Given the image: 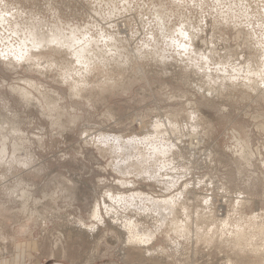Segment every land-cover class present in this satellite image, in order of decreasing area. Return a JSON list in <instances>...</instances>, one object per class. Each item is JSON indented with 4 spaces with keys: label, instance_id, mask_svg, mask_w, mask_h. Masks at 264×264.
<instances>
[{
    "label": "rangeland",
    "instance_id": "1",
    "mask_svg": "<svg viewBox=\"0 0 264 264\" xmlns=\"http://www.w3.org/2000/svg\"><path fill=\"white\" fill-rule=\"evenodd\" d=\"M263 12L264 0H0V14L5 16L10 14L8 16L18 19V25L27 23V26L36 27L34 32L38 30L39 34L41 31L43 35L45 33L42 32L53 28L55 31L53 35L61 41L59 44L63 42L60 37L62 34L65 39L68 36L67 40L72 38L73 34L75 37L71 45L73 48L67 45L72 43V39L63 42V46L56 47L58 38L52 37L53 30L47 31L51 32L49 33L51 38L47 32L45 37L50 41L49 46H53L45 45L46 48L42 47L35 53L33 51L34 57L27 54L22 61L21 59L18 61L12 54L2 57L1 53L6 46L16 43L17 38L20 40L24 37L22 34L24 31L16 38L9 31L12 36L14 35L13 39L9 38L10 41L6 40L5 43L0 42V264L140 263L136 252L132 256L129 253V248L133 245L129 243V247H125L118 232L112 230L104 206L105 202L112 205L110 195L129 197L137 193L153 200L165 198L167 192L158 179L160 176L157 180L148 177L150 181L146 175L139 172L148 161L150 162L146 168L161 169L160 180L164 181L166 177L169 179L171 176L173 178L174 175L175 180L179 179L174 181L178 182L176 183L178 185L168 192V195L183 192L182 200L177 204L175 211L181 208L179 206L184 204L183 201L188 204L187 212L190 215L180 219L189 233L191 231L189 235L191 245L187 244L188 239L186 242L180 241L173 233L169 235L173 241L178 240L192 249L188 252L190 264H264V77L254 75L250 80L243 76L242 69L247 63L258 59L260 62L256 63L255 68H258L261 74L264 72ZM106 14L110 15V18ZM1 15L0 18L3 19ZM2 19L0 30L2 26L3 30L5 27ZM29 20H33L39 26L33 22L29 24L27 22ZM12 25L9 26L11 32L21 31L18 25L17 29L15 24ZM46 28L47 30H43ZM54 28L57 31L62 30L56 33ZM5 29L8 31V25ZM181 32L185 33L183 40L179 38ZM100 39L102 44L96 47ZM76 40L78 42L75 44ZM86 40L91 41L92 45L84 47V42L87 44ZM170 40L176 44L170 45ZM243 44L248 47H245L246 51ZM82 46L83 50L89 49V52L86 51L89 54L80 49ZM95 47L102 51L112 50L110 56L106 55L108 58L112 54L119 55V52L122 54L120 57H128V62L133 63L130 70L136 74L135 79H129L131 82L127 85L124 82L126 86L119 80H117L119 83L114 85V80L109 79L113 67L107 68L108 66L99 64L102 57L96 55ZM142 48H148L149 52L142 50L148 54L156 52L154 49L157 48V51L165 52L174 59L173 61L182 57L181 66L186 64L188 68H193L191 65L196 63L200 64L202 70L205 69L201 78H189V83L171 75L160 72L158 74L151 66L149 58L148 67L145 61L147 58L134 57L135 51L140 52ZM121 50L125 53L123 54ZM210 50L213 54L216 53L213 55ZM80 52L84 54V58L91 59L90 61L94 62L98 57L100 59L91 67L88 66L90 68L88 74L92 78H84V81H88L86 85L89 87H86L91 94L87 95V98L74 95L73 92L75 79L80 80L78 83L84 82L83 76L80 75L84 68L81 69L80 60L77 62L78 57L75 56H79ZM231 52L235 54L232 58ZM203 54L204 62L202 59L199 60ZM190 57L195 60H190ZM26 58H29L30 62ZM222 62L226 64L223 65L225 66L223 72ZM76 63L80 66L78 67ZM48 64L56 65H53L52 70H47ZM97 64L101 68L96 67ZM73 70L77 75L73 74ZM217 71L222 72L221 75L229 74L227 76L234 78L235 81V84L233 81L229 83L234 85V89L230 86L232 88L226 90L230 93L224 91L226 96L222 93L224 98L219 92V97L215 96L217 91L212 95L210 87L202 84V79L207 73L212 77L216 74L215 78L221 76L217 75ZM70 75H75L76 78ZM108 83L110 84L107 85ZM104 86L111 88L105 91V96L102 94L100 96L97 91ZM207 88L211 91L206 90ZM44 93H52L56 97L57 111L53 110L54 113L48 109L46 103L48 100ZM192 106L199 110L201 121L208 120L207 125H202L204 127L201 126L197 130L189 128L183 137L165 131L162 134L164 137L161 135L165 143L167 142L165 145L171 146L172 155L177 159L173 166H170V159L161 155L160 159H157L159 155L156 156L152 152H148V161L140 165L132 153L130 157L125 158V154L114 153L115 150L109 146L110 141V144L113 142L112 137L116 139L119 137L118 140L127 142L129 138H142L149 133L148 136H152L151 138L154 136L155 140L160 136H155L154 123L168 122L167 118L177 115L184 121L181 123H185L187 115H189L187 121L193 120L190 115ZM59 118L62 120H57ZM179 119L178 121L176 119L178 123ZM148 124L152 126L150 129ZM103 136L112 139L107 141L108 146L105 141L102 142L106 144L101 145L99 139ZM136 144L131 148L136 147ZM118 155L123 156L124 161L128 158L125 165L132 173L123 174L116 169L118 161H121ZM184 164L188 167L185 168ZM23 196L29 200L24 202ZM141 200L137 199V202L149 205L148 202H144L147 200ZM205 200L208 204H205ZM24 206L32 211L31 218L21 212L26 208ZM114 207L119 214L134 218L133 208L124 210V207L116 204ZM205 208L212 211L217 219L225 221L226 224L223 223L221 229H225L229 224L228 227L242 231L243 237L246 238L243 240L242 236L237 238L228 232H224L223 235L218 233L222 237L220 238L214 233L219 232L218 225L207 220L202 223L201 218L195 216ZM95 209H98L103 218V224L99 225L93 219L92 213ZM50 210H57L63 219L81 221L86 227H93L92 225L96 224L95 227L99 228L96 230L99 234L96 232V238L101 233L99 240L96 239L97 243L94 244V239L73 238L71 236L73 229L68 225L69 222L67 223L65 219L47 217ZM39 214L43 215L44 219L38 217ZM147 226L157 237L152 248L156 249L159 246L165 248L168 255L170 254V259L167 258L165 263L178 264L172 250L165 245L164 241L168 236L166 229L161 228L159 232L154 227L153 229L148 224ZM208 226L212 227L209 231ZM204 230L209 233L207 235L209 237H204L206 235ZM208 242L212 244L209 245ZM93 251L94 253H91ZM201 255V259L198 260Z\"/></svg>",
    "mask_w": 264,
    "mask_h": 264
},
{
    "label": "bare ground",
    "instance_id": "2",
    "mask_svg": "<svg viewBox=\"0 0 264 264\" xmlns=\"http://www.w3.org/2000/svg\"><path fill=\"white\" fill-rule=\"evenodd\" d=\"M31 1V0H30ZM88 1V0H87ZM51 2V1H50ZM108 2V1H107ZM52 3V2H51ZM121 3V2H120ZM2 4V3H1ZM66 4H65V2H64V6H65ZM5 6H6V4H5ZM34 6V5H33ZM87 6V5H86ZM124 6V5H123ZM4 9V8H3ZM70 9V8H69ZM148 9V8H147ZM242 9V8H241ZM69 11V10H68ZM240 11V10H239ZM242 11V10H241ZM263 11V10H262ZM6 12V11H5ZM4 12V13H5ZM32 12V11H31ZM92 12V11H91ZM232 12H234V11H232ZM2 13V12H1ZM110 13H111V11H110ZM264 13V12H263ZM7 14V13H6ZM1 15V14H0ZM8 15H10V14H8ZM8 15H1V17H3V19L2 18H0V21H1V19L3 20V23H5L4 25H5V27H6V25H8V31H7V29H5V27H4V30L2 29L3 28V26H2V28H1V30H0V42H4L5 43V41L6 40H8V42L10 41L9 40V38L11 39H13V36L16 38L17 37V35L19 36V34H21L22 33V31H24V33H22L23 34V36L24 37H22V38H20V40L17 38V40L18 41H16V43L14 42V44L13 45H11V46H6V48H4L3 49V51H2V57H3V55H13V56H15L14 58H16V59H18V61H19V59H21V61H22V58H25L26 57V55L27 54H32L33 53V51H34V53L35 52H37V51H40L41 49H42V47H44L45 45H50V44H48L50 41L45 37L47 34H49V33H51L52 32V30H53V28H51V29H49V27H48V29L49 30H47V28L46 29H43V30H47V31H50L51 30V32H47V31H45V32H42V33H45L44 35L43 34H41V31H40V34H39V31L37 30L36 32H38L37 34H36V32H34L33 30H34V28H36V27H31V26H27V23H24V24H22L21 23V25H18V19H15L14 17H11V16H8ZM77 15V14H76ZM106 15H108V14H106ZM105 15V16H106ZM111 15H112V13H111ZM114 15V14H113ZM112 15V16H113ZM125 15V14H124ZM162 15V14H161ZM239 15H240V13H239ZM110 15H108V17H109ZM112 16H111V18H112ZM247 16H248V14H247ZM30 17V16H29ZM107 17V18H108ZM241 17V16H240ZM249 17V16H248ZM14 18V19H13ZM110 18V17H109ZM28 19V18H27ZM77 19V18H76ZM101 19V18H100ZM231 20V19H230ZM47 21V20H46ZM164 21V20H163ZM247 21V20H246ZM251 21V20H250ZM25 22V21H24ZM28 23L30 22H33V23H36V22H34L33 20H29V21H27ZM45 22V21H44ZM145 22V21H144ZM2 23V24H3ZM29 23V24H30ZM188 23V22H187ZM251 23V22H250ZM249 23V24H250ZM0 24H1V22H0ZM12 24H15V28L17 29V25L19 26L18 27V29H21V31H19V30H14L15 32H11V30H9V26L11 25V26H13ZM37 24V23H36ZM42 24H43V22H42ZM57 24V23H56ZM38 26H39V24H37ZM40 25H41V22H40ZM44 25L45 26H47L45 23H44ZM190 25V24H189ZM49 26V25H48ZM51 27H52V25H50ZM57 26V25H56ZM41 27V26H40ZM40 27H38V29L40 28ZM44 27V26H43ZM42 27V28H43ZM233 27V26H232ZM45 28V27H44ZM57 28V27H56ZM56 28H54V29H56ZM188 28V27H187ZM86 29V28H85ZM41 30V29H40ZM59 30V29H58ZM60 30H62V29H60ZM59 30V31H60ZM145 30H146V28H145ZM179 30V29H178ZM9 31H10V33L11 34H14L13 36L9 33ZM56 31H57V29H56ZM59 31H57L56 33H59ZM88 31V30H87ZM185 31H186V29H185ZM184 31V32H185ZM46 32H47V34H46ZM75 31H73V33H74ZM77 32V31H76ZM166 32V31H165ZM53 33H55V31L53 30V32L51 33L52 34V37H54L55 39H57L58 37L56 36H54L53 35ZM62 33H64V32H62ZM72 32L70 33V35L71 34H73ZM9 34H10V36H9ZM51 34H49L48 35V37L49 38H51L50 37V35ZM95 34V33H94ZM108 34V33H107ZM175 33H173V35H174ZM56 35V34H55ZM59 35H61V34H59ZM65 35V34H64ZM69 35V36H70ZM180 37L179 38H185V33H183V32H181L180 34ZM9 36V37H8ZM62 36H63V34H62ZM62 36H60L61 37V40L63 41V42H65L67 39H68V36L66 37V39L65 38H63ZM188 36V35H187ZM186 36V37H187ZM70 37H72V35L70 36ZM69 37V38H70ZM73 37H74V34H73ZM70 38V39H72L71 40V42H69V43H71L70 45L69 44H67L68 46H71L72 44H73V42L75 41H73V39L75 38ZM88 37H90V36H88ZM98 37V36H97ZM106 37V36H105ZM174 37H176V36H174ZM54 38H52V39H54ZM131 38V37H130ZM178 38V39H179ZM188 38V37H187ZM191 38V37H190ZM194 38V37H193ZM69 39V40H70ZM111 39V38H110ZM109 39V40H110ZM175 39V38H174ZM192 39V38H191ZM51 40V39H50ZM69 40H67V41H69ZM80 40V39H79ZM90 40V39H89ZM95 40V39H94ZM166 40V39H165ZM183 40V39H182ZM194 40H195V38H194ZM252 40V39H251ZM13 41V40H12ZM14 41H15V39H14ZM59 38H58V41L56 42V47L59 45H61V46H63L62 44H63V42H62V44H59ZM87 41V40H86ZM97 41V40H96ZM101 41V39L98 41V43L96 44L94 41V43L96 44V47H97V45H98V47H99V45H101L102 43L100 42ZM103 41V40H102ZM146 41V40H145ZM173 41H175V40H173ZM197 41V40H196ZM54 42V43H55ZM78 41L76 40V42H75V44L77 43ZM91 41H87V44L85 45V43L86 42H84V47H87V45L88 44H90V45H92L91 43H90ZM112 42V41H111ZM166 42V41H165ZM170 45L172 44H176V42H172V40H170ZM60 43H61V41H60ZM244 43V42H243ZM258 43V42H257ZM9 44V43H8ZM178 44V43H177ZM183 44V43H182ZM3 45V44H2ZM10 45V44H9ZM115 45H116V43H115ZM114 45V46H115ZM156 45V44H155ZM158 45V44H157ZM188 45V44H187ZM193 45V44H192ZM218 45V44H217ZM246 45V44H245ZM51 46H53V45H51ZM51 46H49V47H51ZM60 46V47H61ZM169 46V45H168ZM190 46V45H189ZM194 46H196V45H194ZM193 46V48H195ZM242 46H244V44L242 45ZM241 46V47H242ZM248 46V45H247ZM47 47V46H46ZM46 47H44V48H46ZM48 47V48H49ZM72 48H73V46H71ZM96 47H95V49H96ZM116 47H117V45H116ZM147 47V46H146ZM172 47V46H171ZM180 47V46H179ZM181 47H182V45H181ZM186 47V46H185ZM190 47H192V46H190ZM204 47V46H203ZM210 47V46H209ZM246 46H244V50L246 49V48H248V47H246ZM77 48V47H76ZM89 48H90V46H89ZM157 48H159V47H157ZM156 48V49H157ZM212 48V47H211ZM210 48V49H211ZM220 48V47H219ZM64 49V48H63ZM69 49H71V48H69ZM75 49V48H74ZM79 48H77V50H78ZM80 49H82L83 50V46H82V48L80 47ZM94 49V48H93ZM143 49H145V50H147V52H149L148 51V48L146 49V48H142L141 50L140 49H138V51L140 50V52H136L135 50V58H136V56L137 57H139V58H143V59H146L145 61L147 62V60H148V58H149V61L151 62V66L153 67V69H155L156 71H158L157 73L159 74V72L160 73H162V74H164V75H171V77L172 76H174L175 78L177 77V78H179V79H181V80H183V81H185L186 83H189L190 82V79L189 78H201V76H202V71L205 69H201V66H200V64H196L195 62V64L194 65H191V66H193V68H195V69H193L192 67H190V68H188V66L185 64V66H184V64L181 66V62H182V57L181 58H178L179 56H180V54H179V56H177V60H175V61H173L174 59H172V58H170V56L169 55H167L165 52V54L163 53V51H162V53H160V50L159 51H157L156 49H154L156 52H152L151 54L149 53H147V52H144V51H142ZM179 49V48H178ZM183 49V48H182ZM191 49V52H192V48H190ZM190 49L188 50V51H190ZM198 49V48H197ZM222 49V48H221ZM234 49V48H233ZM242 49V48H241ZM249 49H250V46H249ZM1 50V49H0ZM56 50V49H55ZM58 50H60V48L58 49ZM71 50H73V49H71ZM76 50V49H75ZM77 50H76V52H77ZM89 49H87V48H85V50H83V51H88ZM90 50H91V48H90ZM100 50V49H99ZM97 50L96 49V55H99V57L101 56L102 57V60H101V62H99V64L101 63V65H103V66H108L107 68H110V66H112L113 68H111L112 70H110L111 71V74L109 75L110 77H109V79H112V80H114V81H116L115 83H114V81H113V84L115 85V84H117V83H119L120 81H122V85H127V83H129L130 84V80L129 79H135V76H136V74L135 73H133V72H131V70H130V68H131V66H132V61L131 62H128V57H120L119 55H122V54H120V52H119V55H114V54H112V56L110 57V58H108L107 56L109 55L110 56V51H112V50H110V49H104L105 51H107L106 53H105V51H102V50ZM212 51H213V49H211ZM210 50V51H211ZM216 50V49H215ZM243 50V49H242ZM79 51H81V50H79ZM95 50H93V52H94ZM118 51H120V49L118 50ZM122 52H123V50H121ZM151 51V50H150ZM194 51V50H193ZM202 51H203V49H202ZM201 51V52H202ZM209 51V52H210ZM212 51H211V53H212ZM224 51V50H223ZM241 51V50H240ZM246 51V50H245ZM1 52V51H0ZM69 52V51H68ZM75 52V51H74ZM76 52L74 53V54H76ZM82 52V51H81ZM80 52V55L79 56H77V55H75L76 57H78V60L77 59H75V60H77V62H79V60H80V65H81V69L82 68H84V70H83V72L81 73L80 72V75H82L83 76V81H84V78L86 77H89L90 75V72L88 71V69H90L88 66H90L91 67V65L93 64L94 65V63L95 62H98V61H100V59H99V57L98 56H96V57H98V60H94V56H92V58H93V60H94V62L93 61H90L89 59H88V57L87 58H84L83 56H84V54L83 53H81ZM89 52V51H88ZM116 52H117V50H116ZM67 53V52H66ZM87 53V52H86ZM107 53H109V54H107ZM125 52H123V54H124ZM127 53V52H126ZM204 53V52H203ZM205 53H207L208 54V52H205ZM216 53V52H215ZM214 53V54H215ZM222 53V52H221ZM87 54H89V53H87ZM193 54H194V52H193ZM195 54H196V51H195ZM206 54V55H207ZM213 54V53H212ZM213 54V55H214ZM72 55H73V53H72ZM91 55H93L92 53H91ZM91 55L89 56V57H91ZM107 55V56H106ZM114 55V56H113ZM176 55V54H175ZM184 55V54H183ZM211 55V54H210ZM225 55V54H224ZM234 55L235 54H233L232 52H231V54H230V58H232V57H234ZM32 56L34 57V55L32 54ZM74 56V55H73ZM126 56V55H125ZM128 56H130V54L128 55ZM132 56V55H131ZM193 56V55H192ZM204 56V57H203ZM203 56L201 57V55H200V57H199V60H201V61H203L204 59H205V54H203ZM207 56H209V55H207ZM207 56H206V58H207ZM95 57V58H96ZM133 57V58H134ZM194 57V56H193ZM193 57H192V59H193ZM226 57V56H225ZM4 58H6V57H4ZM30 58V57H29ZM29 58H26V60L28 61L29 60ZM132 58V59H133ZM174 58V57H173ZM211 58V57H210ZM222 58H224V57H222ZM142 59V60H143ZM172 59V60H171ZM191 59V57H190V60H192ZM207 59H209V58H207ZM226 59H227V57H226ZM226 59H225V61H226ZM236 59V58H235ZM264 59V58H263ZM262 59V60H263ZM134 60V59H133ZM193 60H195V58L193 59ZM228 60H230L229 59V57H228ZM227 60V61H228ZM242 60H244V59H242ZM251 60V59H250ZM24 61V60H23ZM38 61V60H37ZM90 61V62H89ZM149 61L147 62L148 63V67H149ZM209 61V60H208ZM223 61V60H222ZM231 61V60H230ZM229 61V62H230ZM241 61V60H240ZM248 61V60H247ZM254 61V62H253ZM264 61V60H263ZM28 62H30V61H28ZM134 62V61H133ZM204 62V61H203ZM205 62L207 63V61L205 60ZM224 62V61H223ZM223 62H222V67H221V65L219 66V69H220V67H221V69H222V72L224 71L223 69V67H225V66H223V65H226V64H223ZM257 62H260L258 59H254V60H252V62L251 63H247V65H245L244 66V68H242V69H244L243 70V72H244V77L246 76V77H248L250 80H251V78L250 77H252V76H254V75H257L256 77H258V75H260V76H262V77H264V72L261 74V72H259L260 70H258V68L256 69L255 67H256V63ZM26 63V62H25ZM54 63V62H53ZM129 63H131V64H129ZM171 63V64H170ZM210 63V62H209ZM220 63V62H219ZM234 63V62H233ZM245 63V64H246ZM76 64H78L77 66L79 67L80 65H79V63H76ZM75 64V65H76ZM205 64V63H204ZM244 64V63H243ZM31 65V64H30ZM33 65V64H32ZM49 65V64H48ZM53 65H56V64H51V65H49V67H47V70H52L53 69ZM74 65V66H75ZM207 65V64H206ZM41 66V65H40ZM96 67L98 66V64L97 65H95ZM94 66V67H95ZM190 66V65H189ZM99 68H101V66H98ZM200 67V69H198ZM233 67V66H232ZM56 68V67H55ZM105 68V67H104ZM107 68H105V69H107ZM142 68V67H141ZM140 68V69H141ZM151 68V67H150ZM149 68V70H151ZM203 68V67H202ZM57 69V68H56ZM75 69V68H74ZM95 69V68H94ZM104 69V70H105ZM132 69H133V67H132ZM148 69V68H147ZM192 69V70H191ZM142 70H143V68H142ZM145 70V69H144ZM78 71H79V69H78ZM93 71V70H92ZM100 71V70H99ZM206 71H208V73H210V71L209 70H207L206 69ZM219 71V70H218ZM217 71V72H218ZM221 71V70H220ZM69 72V71H68ZM73 74H75V71L73 70ZM96 72V71H95ZM151 72H153V70L151 71ZM205 72V71H204ZM221 72V73H222ZM70 73V72H69ZM68 73V74H69ZM71 73H72V70H71ZM76 73H78V72H76ZM89 73V74H88ZM103 73V72H102ZM108 73V72H107ZM150 73V72H149ZM148 73V74H149ZM208 73L206 74V77L204 78V79H202L203 80V83L202 84H204L205 83V85H207V86H209L210 87V89L212 90V92H211V94L213 93V94H215L216 93V91H217V94L215 95V96H218L219 94H221L222 95V93L224 94V91H226L227 89H231L233 86H232V84L230 85L229 83L231 82V81H233V79L234 78H232V77H230V76H227V75H229V74H222L221 75V73H217V75L219 74V75H221V76H216V78H215V75L212 77V76H210V75H208ZM212 73V72H211ZM234 73V72H233ZM236 73V72H235ZM91 74H92V72H91ZM139 74V73H138ZM143 74V73H142ZM147 74V73H146ZM145 74V75H146ZM152 74V73H151ZM213 74V73H212ZM211 74V75H212ZM240 74H241V72H240ZM75 75H77V74H75ZM75 75H72V76H74V78H76L75 77ZM79 75V74H78ZM71 76V75H70ZM71 76V77H72ZM236 76H238V74L236 73ZM240 77H241V75H239ZM64 77H66V79L68 78L67 77V75H65ZM63 77V78H64ZM70 77V78H71ZM79 77H81V76H79ZM99 77V76H98ZM203 77H204V75H203ZM202 77V78H203ZM69 78V79H70ZM78 78V77H77ZM90 78V77H89ZM89 78H88V80H89ZM92 78V77H91ZM90 78V79H91ZM94 78H95V76H94ZM230 78H232V80L230 79ZM72 79V78H71ZM242 79V78H241ZM246 79V78H245ZM260 79V78H259ZM79 80V79H78ZM106 80V79H105ZM117 80H119V82H117ZM243 80V79H242ZM67 81V80H66ZM87 80H85L83 83H78V82H80V80L79 81H77L76 79H75V83H73V92L75 93L74 95H79V96H81L82 95V97H86L87 95H90L91 96V94H90V92H89V85H86L87 84V82H86ZM182 81V82H183ZM73 82H74V79H73ZM98 82V81H97ZM124 82H126L125 84H124ZM202 82V81H201ZM234 82V84H235V81H233ZM232 82V83H233ZM184 83V82H183ZM251 83V82H250ZM258 83V82H257ZM102 84V83H101ZM103 84H104V82H103ZM110 83H108L107 85H109ZM252 84V83H251ZM105 85H106V83H105ZM120 85H121V83H120ZM125 85V86H126ZM86 86H88V87H86ZM230 86H232V87H230ZM249 86V85H248ZM250 86H252V85H250ZM249 86V87H250ZM82 87H84V88H82ZM116 87V86H115ZM118 87V86H117ZM253 87H255V86H253ZM88 88V89H87ZM100 88V87H99ZM111 88V86H104L103 88L101 87L98 91H97V93H99L100 94V96H102V95H104V93H105V91L107 90V89H110ZM124 88V87H123ZM128 88V87H127ZM256 88V87H255ZM117 89V88H116ZM120 89H122V88H120ZM205 89V88H204ZM233 89H234V87H233ZM263 89V88H262ZM112 90V89H111ZM124 90V89H123ZM126 90V89H125ZM206 90H208V88L206 89ZM211 90H208V91H211ZM91 91V90H90ZM49 92V91H48ZM218 92H219V94H218ZM227 92V91H226ZM225 92V93H226ZM229 92V91H228ZM228 92H227V94H228ZM255 92V91H254ZM262 92V91H261ZM95 93V92H94ZM230 93V92H229ZM264 93V92H263ZM44 94H46V93H44ZM102 94V95H101ZM212 94V95H213ZM48 95V96H47ZM225 95V94H224ZM46 97H47V102L46 103H48V109L50 108V110L54 113V111L53 110H56L57 111V108L55 107L56 106V97L54 96V95H52V93L51 94H46L45 95ZM105 96V95H104ZM223 96V95H222ZM226 96V95H225ZM228 96V95H227ZM230 96V95H229ZM25 97H27V96H25ZM219 97V96H218ZM30 98V97H29ZM87 98V97H86ZM97 98V97H96ZM223 98H224V96H223ZM102 99H104V98H102ZM97 100V99H96ZM222 100V99H221ZM225 100V99H224ZM99 103V102H98ZM190 106V105H189ZM190 109H192L191 110V112H190V115H191V119L193 118V120H189L188 119V121H187V116H189V115H187L186 116V119L185 118H183V119H185V123H181L183 120L181 119V121H180V119L178 118V116L179 115H177V117L175 116V117H169V118H167L168 119V122H163V123H161V122H159V121H155L156 123H154V126H153V129H154V133L156 134L155 136H160V137H158V138H156L155 140H153L154 139V136H153V138H151L152 136H148V134H146V135H144V136H142V138H134L133 136H132V138H134V139H128V141L127 140H125V141H127V142H123V141H120V140H118L119 139V137L116 139V137L114 138V137H112V139H110V137H108V136H103V137H100V142H102V141H105V142H107L108 140H112L113 142H112V144H110L111 143V141H110V143L109 142H107V146H108V143H109V146L111 145V148L112 149H114L115 151H114V153H119V154H121V155H123V154H125L126 156H124L125 158L126 157H130V153H132L131 155L133 156V157H136L137 158V160H139L138 161V163L140 162L141 164L140 165H142V164H144L145 162H147L148 160V152L150 153V152H152L153 154H155L156 156L157 155H159V157L157 158V159H160V157L161 156H164V157H166V158H168V159H170V161H169V163H170V166L173 164V165H175L176 164V160L177 159H175L174 158V156L172 155V148H171V146H169V145H165L166 143H165V141L163 140L164 138H162V136L164 137V135H162V134H164L163 132L165 131L166 133L167 132H170V133H172V134H176V135H178L179 137H183L184 136V134H185V132L189 129V128H193V129H198V128H200L202 125H207V121H205V120H203V121H201L200 120V118H199V110L198 109H196L194 106H192ZM194 109V110H193ZM50 112V111H49ZM189 114V113H188ZM203 114V113H202ZM53 115H55V114H53ZM186 115V114H185ZM58 116V115H57ZM62 117V116H61ZM164 117V116H163ZM183 117V116H182ZM8 118H10V116L8 117ZM16 118V117H15ZM198 118H199V120H198ZM204 118V117H203ZM176 119H177V121H178V119H179V122L181 123H178L177 121H176ZM202 119V118H201ZM57 120H62V118H59V119H57ZM194 120H195V122H194ZM10 121H12V120H10ZM186 121H187V123H186ZM190 121H193L192 123H190ZM204 121H205V123H204ZM9 122V121H8ZM184 122V121H183ZM7 123V122H6ZM13 123V122H12ZM190 123V124H189ZM153 124V123H152ZM4 125V124H3ZM149 125V124H148ZM151 125V124H150ZM150 125H149V128L148 129H150L151 127H150ZM148 127V126H147ZM202 127H204V126H202ZM66 129V128H65ZM64 129V130H65ZM145 129V128H144ZM148 131V130H147ZM146 132V131H145ZM148 132H151V131H148ZM191 132V131H190ZM203 132V131H202ZM136 133V132H135ZM153 133V134H154ZM18 134V133H17ZM151 134V133H150ZM142 135V134H141ZM162 135V136H161ZM166 136V135H165ZM137 137H139V136H137ZM204 137V136H203ZM126 138V137H125ZM168 138V137H167ZM140 139V140H139ZM180 139V138H179ZM183 139H185V138H183ZM183 139H182V141H183ZM95 140V139H94ZM98 140V141H99ZM165 140H166V138H165ZM99 142V143H100ZM140 142V144H136V143H139ZM103 142L101 143V145H103L104 144ZM164 143V144H163ZM180 143H182V142H180ZM133 144H136V147H134V148H131V147H133V146H135V145H133ZM176 144H178V143H176ZM183 144V143H182ZM105 145V146H106ZM173 145H175V144H173ZM140 146H144V147H146V146H148L147 148H143V149H139V148H137V147H140ZM173 147V146H172ZM108 148V147H107ZM110 148V147H109ZM175 148V147H174ZM176 150H177V148H176ZM111 152H112V150H111ZM178 152V151H177ZM215 153V152H214ZM113 154V153H112ZM152 154V155H153ZM121 155H118V156H120V159H121V161L119 160H117L118 161V163H117V165H116V169H118V171L120 172V173H123L124 174V172H131L132 173V170H127V168L128 167H126V165H127V163H125L126 162V160H128V158L124 161V159H122V157H121ZM161 155V156H160ZM117 156V155H116ZM154 156V155H153ZM177 157V156H176ZM150 158H151V155H150ZM155 158V157H154ZM163 158V157H162ZM161 158V159H162ZM209 160V159H208ZM181 161V160H180ZM128 162V161H127ZM131 162V161H130ZM148 162H150V161H148ZM148 162L146 163V165L148 164ZM162 162V161H161ZM129 163V162H128ZM126 164V165H125ZM167 164V163H166ZM29 165V164H28ZM129 165V164H128ZM138 165V167L140 166L139 164H137ZM146 165H144L145 167H143L139 172L140 173H142L143 175H146L147 176V178L148 177H150V178H153V179H151V180H154V179H156L157 180V178L160 176V178H158L159 179V181H161V184L163 185V188H164V190L167 192V195L166 196H164L165 198L163 199V200H153V199H151L150 197H148V196H144V195H141V194H133V195H131V196H127V197H125L124 195L121 197V196H111L110 195V198H109V200H111V203H112V205H107L106 204V202H105V211H106V215H108L107 216V218L109 217V223H111L110 225L112 226V230H115V232H118V235L120 236V239H122V241L124 242V245H125V247H127L128 246V244L130 243V244H132L133 246L132 247H130L129 249V253H131L130 255L132 256V254L133 255H135L134 254V252H136V254L139 256V260H140V263H138V264H166L165 262L167 261V258H169V256H170V254L168 255V253H167V251H166V249L165 248H162L161 246H159L158 248H152V245L154 244V242L156 241V239H157V237L155 236V234L154 233H152V231H151V229L149 230V227L147 226V224L149 225V226H151L152 228L154 227L155 229H157V230H159V232H160V230H161V228H165L166 229V234L168 235L167 236V239H165V245H166V247L168 248H170L171 250H172V252H173V255H175V260L178 262V264H190V259L191 258H189L188 256H190L189 255V253L188 252H191L190 250H192L191 248L189 249V246L191 245V243H190V240H191V238L189 237V235L191 234V231H190V233H189V230H188V228L187 227H185V226H183L181 223H182V220L180 219L181 217L183 218V217H187V216H189L190 215V213H188L187 212V210H188V208H187V206H188V204L185 202V201H183L184 202V204L182 205V206H179V207H181V208H179L177 211H175L176 210V206H178L177 204L180 202V200H182V197H183V192L182 193H177V194H169L168 195V192H171V190H173V189H175V187H177V185L178 184H176V183H178V182H174V181H176L175 180V175L173 176V178H172V176L170 177V175H169V177L170 178H172V179H167V177H166V179L164 180V181H162V180H160L161 179V175L159 174L160 173V171H161V169H158V168H154L153 167V169H152V167L150 168H146ZM172 165V166H173ZM180 165V164H179ZM200 165V164H199ZM133 166V165H132ZM132 166H129L130 168H132ZM184 166H185V164H184ZM141 167V166H140ZM147 167H148V165H147ZM166 167V166H165ZM186 167H188V165H186L185 166V168ZM161 168H162V166H161ZM171 168V167H170ZM169 168V169H170ZM134 169V168H133ZM136 169V168H135ZM138 169V168H137ZM140 169V168H139ZM138 169V170H139ZM163 169H164V167H163ZM162 169V170H163ZM165 170H167V168L165 169ZM173 170H174V168H173ZM183 170H185V169H183ZM117 171V170H116ZM177 171V170H176ZM173 172V171H172ZM138 173V172H137ZM178 173V172H177ZM128 174V173H127ZM141 174V175H142ZM162 174V173H161ZM171 174V173H170ZM174 174V173H173ZM140 175V174H139ZM184 177V176H183ZM146 178V177H145ZM163 178H165V177H163ZM206 179V178H205ZM148 180H150L149 178H148ZM150 180V181H151ZM179 180V179H178ZM213 181V180H212ZM157 182V181H156ZM160 184V183H159ZM191 184V183H190ZM161 186V185H160ZM205 186V185H204ZM203 186V187H204ZM190 187V186H189ZM187 188V187H186ZM187 190V189H186ZM11 193V192H10ZM109 194V193H108ZM188 194V193H187ZM47 195V194H46ZM26 196V195H25ZM49 196V195H48ZM109 196V195H108ZM27 197H29V196H27ZM52 197V196H51ZM51 197H48V198H50L51 199ZM191 197V196H190ZM26 198V197H25ZM167 198V199H166ZM198 198V197H197ZM137 199L138 200H141V199H144V200H147V201H144V202H148V204L150 205H148V206H145V204H143V203H141V202H143L142 200H141V202H137ZM22 200V199H21ZM26 200H29L28 198H26V199H24V196H23V201L25 202ZM108 200V201H109ZM204 200V199H203ZM46 201V200H45ZM150 201V202H149ZM196 201V200H195ZM27 202V201H26ZM48 202V201H47ZM182 202V201H181ZM115 204H116V206L118 205V206H121V207H124L125 209L124 210H126V209H128V208H130V209H132L133 208V210H134V215H133V217L134 218H130V217H127L125 214H119V212H117V210H115ZM190 204V203H189ZM205 204H208V203H206V200H205ZM28 205V204H27ZM34 205V204H33ZM42 205V204H41ZM147 205V204H146ZM200 205H202V203L200 204ZM24 207H26V206H24ZM120 207V208H121ZM201 207V206H200ZM203 207H204V203H203ZM207 207V206H206ZM199 208V207H198ZM202 208V207H201ZM23 209V208H22ZM53 209V208H52ZM197 209V208H196ZM200 209V208H199ZM198 209V210H199ZM205 209H206V211H205ZM205 209H203V211H201V212H198L195 216H197V217H199V218H201V222L203 223L204 221L206 222V220L209 222H211L212 224H214V225H218L219 226V232H214V233H217V235H219V237H220V234H218V233H222V235H223V233L224 232H228L230 235L231 234H233L234 236H236L237 238L238 237H240V236H242L241 238L243 239V238H246V237H243V233H242V231H239V230H237V229H235L234 230V228H232L231 226L230 227H228L229 226V224H227V226H226V228L225 229H221V228H223V223L225 222V221H223V220H219V218L217 219V217H216V215H214L213 213H212V211L210 212V210H207V208H205ZM28 209H27V207L26 208H24L23 210H21V212L23 211V214H27V216L29 215V217L31 216L30 214H32V211H27ZM133 210H131V211H133ZM130 211V210H129ZM216 212V211H215ZM129 213H131V212H129ZM196 213V212H195ZM138 215V216H137ZM38 217H40V218H42L43 217V215H41V214H39L38 215ZM45 218H46V216H44ZM47 217H50V218H52V219H60V220H64L63 218H61L62 216H60V214L57 212V210L56 211H53V210H50L49 211V213L47 214ZM92 217H93V219L95 220V222H97L99 225L102 223L103 224V221L104 220H102L103 218H101V216H100V214H99V212H98V209L96 210L95 209V212H93L92 213ZM139 217H141V219H139ZM31 218V217H30ZM67 218V217H66ZM136 218H138V219H136ZM198 218V219H199ZM235 218V217H234ZM42 219H44V218H42ZM66 220V222L68 223L69 222V224L68 225H71V227H72V229H73V231H72V234H71V236L74 238V237H77V238H81V239H86V240H95L94 241V244H95V242H96V239H98L99 240V238H100V236H101V233H100V236L98 237L97 236V238H96V235L98 234V232L96 231L97 229H99L98 227H95V225H92L93 227H86V225H84L81 221H76L75 219H65ZM73 220H74V222H73ZM197 221V220H196ZM221 221H223V222H221ZM227 221V220H226ZM190 222V221H189ZM200 222V223H201ZM204 222V223H205ZM147 223V224H146ZM230 223V222H229ZM62 224V223H61ZM210 224V223H209ZM224 224H226V223H224ZM195 225V224H194ZM203 225V227H204V224H202ZM230 225H232V224H230ZM234 225V224H233ZM237 225V224H236ZM102 226V225H101ZM189 226V225H188ZM193 227V226H192ZM202 227V226H201ZM201 227H200V229H201ZM202 227V228H203ZM206 227V226H205ZM214 227V226H213ZM240 227V226H239ZM153 228V229H154ZM198 228V227H197ZM208 228V231H209V228L211 229L212 227H207ZM230 228V229H229ZM237 228V227H236ZM65 229V228H64ZM204 229V228H203ZM203 229H201L202 231H203ZM214 229V228H213ZM215 229H216V227H215ZM191 230V229H190ZM202 231H200V232H202ZM205 231V230H204ZM215 231V230H214ZM216 231H217V229H216ZM96 232H97V234H96ZM199 232V233H200ZM207 231H205V233H206ZM211 232V231H210ZM156 233V232H155ZM169 233L170 234H174L175 235V237L176 236H178L177 238H178V240H180V241H184L185 240V242L187 241L186 239H190L189 241H187V244L189 245H185V243H181V242H179L178 240L176 241V240H174L173 241V239H170V235H169ZM204 233V232H203ZM212 233V232H211ZM104 234V233H103ZM114 234V233H113ZM157 234V233H156ZM209 234V233H208ZM207 233H206V235L205 234H203V235H205L204 237H209V236H207L208 235ZM225 234V233H224ZM99 235V234H98ZM165 235V234H164ZM173 235V236H174ZM194 235V234H193ZM199 235V234H198ZM217 235H215V236H217ZM113 236V235H112ZM200 236H201V234H200ZM225 236V235H224ZM199 237V236H198ZM214 237V236H213ZM218 237V236H217ZM218 237V238H219ZM226 237V236H225ZM102 238V237H101ZM104 238V237H103ZM112 238V237H111ZM173 238V237H172ZM203 238V237H202ZM220 238H222V237H220ZM110 239V238H109ZM114 239V238H113ZM175 239V238H174ZM197 239V238H196ZM214 239H215V237H214ZM235 239V238H234ZM201 240V239H200ZM199 240V241H200ZM211 240L213 241V239L211 238ZM244 240V239H243ZM82 241V240H81ZM112 241V240H111ZM198 241V242H199ZM204 241V240H203ZM87 242V241H86ZM189 242V243H188ZM204 242H206V241H204ZM89 243H90V241H89ZM97 243V242H96ZM194 243V242H193ZM195 243H197V242H195ZM200 243V242H199ZM209 243V245L210 244H212L211 242H208ZM206 244V243H205ZM199 245V244H198ZM196 246V245H195ZM199 246H201V245H199ZM204 246V245H203ZM129 247V246H128ZM212 247V246H211ZM196 248V247H195ZM194 248V249H195ZM201 248V247H200ZM224 248V247H223ZM198 249V248H197ZM123 250H124V248H123ZM196 250V249H195ZM199 250V249H198ZM108 251V250H107ZM126 251H127V249H126ZM125 251V252H126ZM254 251V250H253ZM123 252V251H122ZM220 252V251H219ZM91 253H94V251L93 252H91ZM128 253V254H129ZM171 253V252H170ZM199 254H201V253H199ZM204 254H205V252H204ZM221 254V253H220ZM124 255V254H123ZM138 256H137V259H138ZM194 256V255H193ZM205 256V255H204ZM211 256V255H210ZM210 256H208V257H210ZM93 257V256H92ZM201 257H202V255L201 256H199L197 259L198 260H200L201 259ZM89 258V257H88ZM94 258V257H93ZM205 258H207V257H205ZM170 259V258H169ZM93 260V259H92ZM139 260H138V262H139ZM225 260V259H224ZM154 261V262H153ZM171 261V260H170ZM193 261V260H192ZM204 261V260H203ZM93 262V261H92ZM197 262V261H196ZM89 263V262H88ZM230 263V262H229Z\"/></svg>",
    "mask_w": 264,
    "mask_h": 264
}]
</instances>
